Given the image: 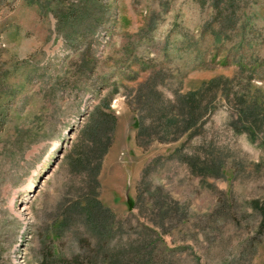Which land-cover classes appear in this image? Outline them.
Masks as SVG:
<instances>
[{
	"label": "rangeland",
	"instance_id": "1",
	"mask_svg": "<svg viewBox=\"0 0 264 264\" xmlns=\"http://www.w3.org/2000/svg\"><path fill=\"white\" fill-rule=\"evenodd\" d=\"M263 201L264 0H0V264H264Z\"/></svg>",
	"mask_w": 264,
	"mask_h": 264
},
{
	"label": "trees",
	"instance_id": "2",
	"mask_svg": "<svg viewBox=\"0 0 264 264\" xmlns=\"http://www.w3.org/2000/svg\"><path fill=\"white\" fill-rule=\"evenodd\" d=\"M261 210L264 211V201H263V204H262V206H261Z\"/></svg>",
	"mask_w": 264,
	"mask_h": 264
},
{
	"label": "water",
	"instance_id": "3",
	"mask_svg": "<svg viewBox=\"0 0 264 264\" xmlns=\"http://www.w3.org/2000/svg\"><path fill=\"white\" fill-rule=\"evenodd\" d=\"M129 201H130V202H129V203H130V207H132V200H129Z\"/></svg>",
	"mask_w": 264,
	"mask_h": 264
}]
</instances>
